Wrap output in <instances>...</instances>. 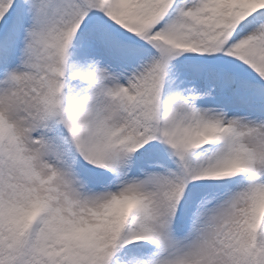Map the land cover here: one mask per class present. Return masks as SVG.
Returning a JSON list of instances; mask_svg holds the SVG:
<instances>
[{
	"label": "rangeland",
	"instance_id": "rangeland-1",
	"mask_svg": "<svg viewBox=\"0 0 264 264\" xmlns=\"http://www.w3.org/2000/svg\"><path fill=\"white\" fill-rule=\"evenodd\" d=\"M136 1L104 0V9L99 0H0V201L26 213L17 222L0 216V264H46L22 246L33 209L46 206L53 217L37 242L55 243V264H110L115 246L130 241L110 224L126 203L139 238L155 244L129 264H250L242 248L264 205V98L247 84H264V22L237 27L228 9L233 1L264 21V0H149L135 27L126 21ZM105 27L136 38L145 55L131 54L133 66L114 58ZM234 69L242 87L218 92ZM67 70L82 72L69 84L90 131L86 159L56 131ZM206 70L212 87L200 90L192 82ZM153 72L154 106L143 124L136 104ZM244 168L256 179L240 178L237 190L187 195V184L234 180ZM180 195L188 197L186 224Z\"/></svg>",
	"mask_w": 264,
	"mask_h": 264
},
{
	"label": "trees",
	"instance_id": "trees-1",
	"mask_svg": "<svg viewBox=\"0 0 264 264\" xmlns=\"http://www.w3.org/2000/svg\"><path fill=\"white\" fill-rule=\"evenodd\" d=\"M149 0H139V2L136 4L134 7L133 11L129 13V17L135 15H138V11H141V8L143 9L145 7V10H147V2ZM100 4L104 7V9L107 8V5L104 3V0H99ZM136 8V9H135ZM232 16L234 18L238 17H245V16H250L253 18V15H250V13L239 11L238 9H232ZM134 19H130L129 22H131ZM131 24V23H130ZM104 32L108 33L111 35L112 42H111V48L115 52V54L118 57H124L126 60H134L133 57H131V54L137 53L138 55L143 54L145 52L144 48L142 47L140 42L136 38H132L131 35H117L114 33V31L109 30V27H105ZM110 42V41H109ZM129 62V61H128ZM73 65V60L72 64ZM239 86V81L237 79H233L229 75H226L222 80L221 84L218 86L220 90H227V89H237ZM251 87H253L254 90L257 91V94L259 96L264 95V86L257 81H252L251 82ZM261 87V89H260ZM155 85L152 84L150 85L147 95L144 101L140 104V118L143 121L147 109L152 106L153 102L151 101L150 97L152 94L155 92L154 91ZM166 88V86H165ZM69 94L73 96L76 94L75 90H70ZM70 100V99H69ZM73 114L72 112L66 116V123L68 124V127H59L61 131L68 130L71 133V136L74 139V144L75 147L78 151L79 154L84 155V148L86 146V132L84 129L81 128L80 123L76 122L73 120V116H70ZM244 177L242 174L236 177L234 180H228V181H221V182H210L205 185L199 186V185H194L189 188L187 195L190 194L191 190L194 189V192L196 194H199L200 190H204L203 193L205 194L206 192H209V190H213L216 185H220L221 187L225 188H230L233 190H237V181H239L240 178ZM207 190V191H206ZM188 197H186V203L188 202ZM42 214H39L34 223L32 224H27V229L24 234V243L22 244L23 248L26 246L31 254V256H34L35 259L37 260H43L45 261L46 258L47 260L50 258H53V254L46 255L47 252H50V246L47 247H40L39 244L37 243V238L40 232V229L42 226L45 224L47 220L50 219V211L49 209L44 210ZM261 214V217H260ZM0 215L4 217L5 219H9L10 217H13L14 219H22L24 218L25 213L23 211H16V212H10L9 207L2 203L0 201ZM132 216L133 213L130 211L129 207H125L122 211H118L115 215H113L112 218H110V223L113 226L114 230L116 233L121 237L123 233H131L134 231V228H132ZM260 217V218H259ZM249 228L251 232L254 234V236L247 242H245L246 248H242L245 254H247L251 260L250 264H264V207L259 206L258 209V214L256 215V219H254L250 224ZM263 237L260 239V244L258 243L259 238ZM129 238V235H128ZM256 239V240H255ZM262 243V244H261ZM129 246L126 248H122L121 244L116 245L115 247V254L112 260V264H129L131 261L137 259L139 254L142 252L143 254L149 253L152 249V247L144 242L141 241H134L130 240L129 241ZM259 248V253L260 255L255 257L252 255L251 250L254 248ZM251 249V250H250ZM255 260H258L255 261Z\"/></svg>",
	"mask_w": 264,
	"mask_h": 264
},
{
	"label": "bare ground",
	"instance_id": "bare-ground-1",
	"mask_svg": "<svg viewBox=\"0 0 264 264\" xmlns=\"http://www.w3.org/2000/svg\"><path fill=\"white\" fill-rule=\"evenodd\" d=\"M0 16H1L0 17V22H2L3 21V13H1Z\"/></svg>",
	"mask_w": 264,
	"mask_h": 264
}]
</instances>
